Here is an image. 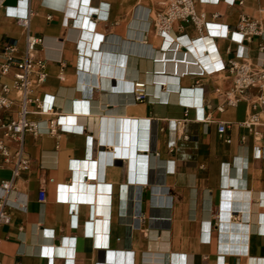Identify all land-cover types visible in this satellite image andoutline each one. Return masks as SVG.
I'll return each mask as SVG.
<instances>
[{
  "label": "crops",
  "instance_id": "crops-1",
  "mask_svg": "<svg viewBox=\"0 0 264 264\" xmlns=\"http://www.w3.org/2000/svg\"><path fill=\"white\" fill-rule=\"evenodd\" d=\"M163 1L0 0V63L10 44L24 56L29 17L48 71L39 94L54 105L30 118L59 120L24 137L30 162L7 195L0 264H264L262 92L230 102L224 69L264 63L259 37L236 31L245 14L264 23V0H195L212 22L202 35L181 22L157 34ZM10 178L3 164L0 183Z\"/></svg>",
  "mask_w": 264,
  "mask_h": 264
},
{
  "label": "built area",
  "instance_id": "built-area-1",
  "mask_svg": "<svg viewBox=\"0 0 264 264\" xmlns=\"http://www.w3.org/2000/svg\"><path fill=\"white\" fill-rule=\"evenodd\" d=\"M243 2V1H242ZM241 2V3H242ZM26 28V45L23 57H16L13 53L15 45L10 44L6 51L5 61L0 63V167L3 164H12V178L2 180L0 189V225L9 220L7 210V195L14 188V180L20 172L29 166V157L24 150V137L27 133L39 135L44 132H56L59 120L51 118L48 126L43 129L40 122L30 118L32 112L48 114L53 111V102H48L46 96L39 94L40 89L46 83L48 71L46 61L43 58L34 56L38 46L42 44L43 38L30 33L29 17L19 19ZM176 22L192 24L199 34L209 33L212 22L208 21L206 14L198 12L195 0H164L162 9L156 14L154 20L155 31L159 35L169 34ZM236 31L241 35L242 41H252L259 37L257 49L264 55V23L247 14L240 16ZM221 35L227 36L231 33L228 26L224 27ZM13 69V76L10 82H3L1 78L9 74ZM232 78V87L227 92L230 102L247 95L251 88L262 92L259 103L264 105V63H254L248 58L240 60L231 59L224 68ZM12 93L15 95L12 96ZM133 94L137 101L143 102L146 99L145 84L135 82ZM15 102H18V109L11 112ZM255 107V104H253ZM259 122L258 114H251L245 122L247 126H253ZM220 138L230 142L227 134V124L220 123L218 126ZM14 141L17 148L14 152L8 147L7 142ZM45 190L40 191V202L45 201ZM23 264V263H20Z\"/></svg>",
  "mask_w": 264,
  "mask_h": 264
}]
</instances>
